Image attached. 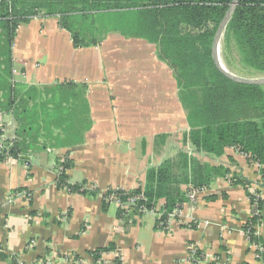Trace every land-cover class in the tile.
I'll return each instance as SVG.
<instances>
[{
    "label": "crops",
    "instance_id": "crops-1",
    "mask_svg": "<svg viewBox=\"0 0 264 264\" xmlns=\"http://www.w3.org/2000/svg\"><path fill=\"white\" fill-rule=\"evenodd\" d=\"M12 67L11 83L21 92L58 82L85 85L91 125L75 146L51 147L39 136L19 157L0 159V253L13 256L16 264H78L76 257L81 264H95L87 251L111 243L116 251L102 255L100 264H115L114 252L121 264H263L242 230L250 216L249 198L227 177L213 178L207 187L182 185L187 193H201L195 203L187 196L181 216L164 230L154 214L118 216L114 202L102 208L108 188H137L147 165L192 148L183 141L188 125L174 71L154 44L114 31L95 45L74 47L56 17L39 16L18 27ZM0 112L2 141L10 147L16 140L15 117L12 109ZM60 155L72 161L65 171L68 182L86 181L98 191L95 196L57 186ZM193 155L254 183L261 177V168L233 147L215 159ZM15 191L26 197L10 201L8 194ZM157 206L162 208L164 199ZM254 229L264 243V210ZM190 246L200 251L198 262L190 261Z\"/></svg>",
    "mask_w": 264,
    "mask_h": 264
},
{
    "label": "trees",
    "instance_id": "trees-1",
    "mask_svg": "<svg viewBox=\"0 0 264 264\" xmlns=\"http://www.w3.org/2000/svg\"><path fill=\"white\" fill-rule=\"evenodd\" d=\"M230 2L0 0V107L13 110L17 125L16 140L8 148L10 156L17 158L24 154L39 136L51 147L75 146L82 142L91 125L83 84L58 82L42 89L28 87L22 92L14 88L11 83L12 45L21 24L33 17H56L59 26L70 32L74 47L95 45L114 31L144 39L157 47L159 57L174 71L178 98L188 125L183 141L189 142L192 148H181L175 157L147 165L137 188H108L101 196L102 208L113 202L110 196L117 197L122 204L136 197L129 210L117 205V215L129 212L140 215L144 213L141 208L151 209L164 199L163 214L156 219L157 227L161 228L159 224L167 221V215L187 200L188 190H182V185L207 187L213 178L227 177L232 185L245 189L250 207L258 211L242 225L249 244L264 246L254 229L262 219L264 197L253 206L254 197L249 193L254 184L264 188V168L260 170V179L254 183L240 172H232L228 166L201 162L193 155L204 154L215 159L222 156L227 147H233L244 154L248 162L264 165V89L260 85L230 80L221 73L212 56L214 34ZM116 20L123 25L114 26ZM222 39L227 45L233 40L241 69L249 74L264 75V0H238ZM229 162L236 165L232 158ZM57 164L64 169L56 176L58 187L84 196L98 193L86 188V181L68 182L65 171L72 166L69 158ZM110 251H116L114 244L87 253L95 264H100L102 254ZM192 255L195 260L200 259L199 250H194ZM0 259L16 264L13 256L0 253ZM257 259L264 264V252H260ZM115 264H121L118 258Z\"/></svg>",
    "mask_w": 264,
    "mask_h": 264
},
{
    "label": "built area",
    "instance_id": "built-area-1",
    "mask_svg": "<svg viewBox=\"0 0 264 264\" xmlns=\"http://www.w3.org/2000/svg\"><path fill=\"white\" fill-rule=\"evenodd\" d=\"M4 118H3V115L2 113L0 112V156L3 157V159H11V156L10 154L8 153V148L9 147H6L4 144H3V141H2V132L3 130L5 129L4 128ZM244 155V154H243ZM245 156V155H244ZM246 157V156H245ZM61 162L65 161V157L61 158L60 159ZM258 168H264V165H261L259 164L258 162H253ZM64 171L63 169V166L59 165V167H57V170H56V176L61 174L62 172ZM86 188L88 189H94L92 186H86ZM200 189H190L189 193H188V198L190 199L191 202H196L197 200V196L198 194H200ZM249 193L254 197V203H253V206L256 205V201L260 198H263L264 197V188H260L259 186H257L256 184L255 185H252L249 189ZM26 197V194L25 192H21V191H15V192H11L10 194H8V199L11 201L13 199H18V198H25ZM110 199L116 203L117 205H121L125 210H129L130 206H133V204L136 202V197L135 198H130L128 200V202L126 204H122L119 199L115 196H110ZM181 207L179 208H175L172 212H170L168 215H167V221L163 224V223H160L159 225L161 227V229H166L167 226H168V223L170 220L172 219H176L178 217L181 216ZM141 211H143L144 213H151V214H154L158 219L161 217V215L163 214V211L161 210V208L159 206H157V204L152 207L151 209H145V208H141L140 209ZM258 214V211L256 209H254L253 207H250V217L251 216H254ZM244 232V231H243ZM244 234L246 235L247 239H248V235L246 232H244ZM251 246L253 247L255 253H256V257L258 258L259 257V253L260 252H264V246L260 245V244H251ZM194 247L190 246L189 247V259L190 261L192 262H198V260H195L193 258V255H192V252L194 251ZM115 253V257L118 258L120 260V254L117 253V252H114ZM106 254V253H104ZM102 254V255H104ZM40 264H50V261L49 260H45V261H41ZM78 264H81L80 261H78ZM224 264H227V263H224Z\"/></svg>",
    "mask_w": 264,
    "mask_h": 264
},
{
    "label": "water",
    "instance_id": "water-1",
    "mask_svg": "<svg viewBox=\"0 0 264 264\" xmlns=\"http://www.w3.org/2000/svg\"><path fill=\"white\" fill-rule=\"evenodd\" d=\"M238 0H231L222 20L220 21L214 37H213V41H212V56L214 59V62L216 64V66L218 67V69L221 71V73L226 76L227 78H229L230 80L234 81V82H238V83H244V84H253V85H260L263 86L264 85V76H260V77H255V78H249V77H242L239 75H236L230 71H228L223 64L221 63L219 57H218V49H219V42H220V38L224 33L225 27L227 25V22L235 8V6L237 5Z\"/></svg>",
    "mask_w": 264,
    "mask_h": 264
},
{
    "label": "rangeland",
    "instance_id": "rangeland-1",
    "mask_svg": "<svg viewBox=\"0 0 264 264\" xmlns=\"http://www.w3.org/2000/svg\"><path fill=\"white\" fill-rule=\"evenodd\" d=\"M101 17L102 16H100V18ZM113 18H115V17H113ZM98 21H100V20H98ZM117 24L120 26L123 25L122 22L116 20V22L114 23V26ZM222 38H223V35L221 36L220 42H219V49L220 50L218 49V57H219L221 63L223 64V66L228 71H230L236 75H239L242 77H249V78L264 76V75L249 74L246 71H244L243 69H241V67L238 65V52H237V49H236V46H235L233 40H231L227 45V44H224ZM50 72H51V66H50ZM262 88L264 89V85L262 86ZM0 110H3V109L1 108ZM63 157L68 158L67 155H62V157L60 155L59 158L61 159ZM59 162H61V160L58 159L57 163H59ZM59 165L60 164H56V170H57V167H59Z\"/></svg>",
    "mask_w": 264,
    "mask_h": 264
},
{
    "label": "bare ground",
    "instance_id": "bare-ground-1",
    "mask_svg": "<svg viewBox=\"0 0 264 264\" xmlns=\"http://www.w3.org/2000/svg\"><path fill=\"white\" fill-rule=\"evenodd\" d=\"M220 50V49H219Z\"/></svg>",
    "mask_w": 264,
    "mask_h": 264
}]
</instances>
